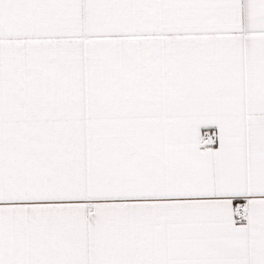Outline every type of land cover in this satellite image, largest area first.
<instances>
[{"label":"snow or ice","instance_id":"6c2138e0","mask_svg":"<svg viewBox=\"0 0 264 264\" xmlns=\"http://www.w3.org/2000/svg\"><path fill=\"white\" fill-rule=\"evenodd\" d=\"M0 264H264V0H0Z\"/></svg>","mask_w":264,"mask_h":264}]
</instances>
